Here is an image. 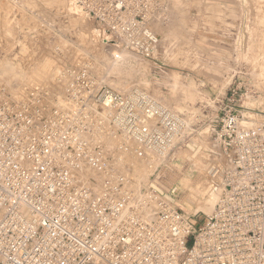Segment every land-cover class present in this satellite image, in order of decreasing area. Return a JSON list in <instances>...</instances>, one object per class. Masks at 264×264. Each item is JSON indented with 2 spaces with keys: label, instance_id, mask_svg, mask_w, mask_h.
Here are the masks:
<instances>
[{
  "label": "built area",
  "instance_id": "2783aa9c",
  "mask_svg": "<svg viewBox=\"0 0 264 264\" xmlns=\"http://www.w3.org/2000/svg\"><path fill=\"white\" fill-rule=\"evenodd\" d=\"M143 1L70 2L150 58L160 39ZM57 81L59 96L45 87L0 95V264H264L262 129L223 116L205 170L218 198L197 220L160 172L185 131L182 113L101 84L80 64ZM128 157L147 160V180H134Z\"/></svg>",
  "mask_w": 264,
  "mask_h": 264
},
{
  "label": "rangeland",
  "instance_id": "374dc122",
  "mask_svg": "<svg viewBox=\"0 0 264 264\" xmlns=\"http://www.w3.org/2000/svg\"><path fill=\"white\" fill-rule=\"evenodd\" d=\"M70 1L0 0V92L14 99L45 87L59 96V70L74 64L101 84L147 92L189 118L169 165L160 171L177 186L193 160L206 166L217 160L216 131L227 112L237 116L239 126L264 134V0H156L154 6L144 0L140 15L160 39L150 58L125 47ZM45 62L49 74L29 80L30 69ZM127 162L131 168L140 163L134 157ZM205 177L194 180L199 187L191 192L179 188L178 199L201 201L208 194ZM202 210L191 213L193 219L209 211Z\"/></svg>",
  "mask_w": 264,
  "mask_h": 264
},
{
  "label": "bare ground",
  "instance_id": "6f19581e",
  "mask_svg": "<svg viewBox=\"0 0 264 264\" xmlns=\"http://www.w3.org/2000/svg\"><path fill=\"white\" fill-rule=\"evenodd\" d=\"M180 3V2H179ZM75 11H80V10H78V9H76V8H73ZM149 26V25H148ZM150 29H151V27H150ZM152 30V29H151ZM134 51V50H133ZM154 55V54H153ZM96 58H98V59H101V57L99 56H97ZM144 58H146V57H144ZM127 61V60H126ZM4 66L3 65H1V68H3ZM19 66H14V69H16V68H18ZM51 66H49V64L47 63V62H45V64L44 65H39V66H36V67H33V68H31L30 70V72L28 73V78H29V80H31L30 78L32 77V76H45V75H48L49 74V68H50ZM4 69V68H3ZM5 70V69H4ZM121 83V82H120ZM123 84V83H122ZM111 85V84H110ZM111 86H113V85H111ZM124 86H126V85H124ZM114 88H115V90H117V91H119V92H129V91H132V90H134V89H137V90H141V89H138V88H133V89H129V90H125V89H121V88H119L118 86L117 87H115V86H113ZM130 88V87H129ZM127 89V88H126ZM141 91H143V90H141ZM147 93V92H146ZM0 95L1 96H5V94H4V92H0ZM18 96H20V97H22V98H24L25 96L23 95V94H19V95H16V97L15 98H18ZM149 96L150 97H152L158 104H160V105H162V106H165V107H167V108H169V105L167 106V105H165L166 103H164V102H162V101H160L158 98L156 99L154 96H151L150 94H149ZM13 97H14V95H13ZM166 98V97H165ZM178 100V99H177ZM180 100V99H179ZM182 100V99H181ZM184 100V99H183ZM174 101V100H173ZM182 102V101H181ZM170 104V103H169ZM183 104V103H182ZM176 105V104H175ZM174 105V106H175ZM180 105H181V103H180ZM177 107V106H176ZM176 107H174V108H176ZM181 106H179V108H180ZM173 108V107H172ZM172 108H170V109H172ZM181 109V108H180ZM183 109V108H182ZM187 109V108H186ZM172 110H175V109H172ZM185 120H184V126H185V130L187 129V126H188V122H189V118L186 116L185 118H184ZM184 132H182L180 135H179V137H181L182 136V134H183ZM202 133H203V131H202ZM204 134V133H203ZM178 137V138H179ZM177 138V139H178ZM111 142H113V140H111ZM192 143V142H191ZM194 143V142H193ZM196 143V142H195ZM188 146H190V148L192 149V152L194 153V154H196L197 152H198V147L195 145V144H188ZM182 154H184V153H182ZM179 157V156H178ZM182 157V156H181ZM180 158V157H179ZM151 159L152 160H155V161H157L158 159L156 158V157H154V156H152L151 157ZM147 160L146 159H143L142 160V162H140V163H134L133 162V168H132V170L130 171V174H131V176L134 178V180L135 181H145L147 178V172H149V166H146V164L144 165L143 163L145 162V163H147L146 162ZM205 168H206V164H202V162L200 161V160H198V159H195V160H193L192 161V163H191V165L185 170V171H183V173H181V178H180V180H179V188H182V189H184L185 190V192H191V191H193V187H195V189H198V187L199 186H197V184H194L193 182H194V180L197 178V177H199L200 175H206V173L205 174H203V172H204V170H205ZM177 169L178 170H180V166L177 164ZM86 172H88L87 173V175H88V177L89 176H93V177H96L97 178V176H98V174L96 173V172H94V171H92V170H88V171H86ZM85 177H86V173H84L83 174ZM205 180H203V185H202V187L205 189V184L207 183V177H205L204 178ZM201 183V182H200ZM195 186H194V185ZM193 185V186H192ZM202 187H201V191H202ZM200 191V190H199ZM184 192V193H185ZM201 193V192H200ZM217 198H218V192H212V193H206L205 194V196L203 197V199H201V201L198 199L197 200V202H192V201H190V200H188V199H185V198H183V199H181V200H179V203L182 205V206H185L187 209H188V211L190 212V213H197V212H199V211H197V210H209V208L211 207V206H213L214 207V204L216 203V201H217ZM212 207V208H213ZM208 208V209H207ZM196 210V211H195ZM202 210V211H203ZM212 210V209H211ZM211 210H209L208 212H205V213H209Z\"/></svg>",
  "mask_w": 264,
  "mask_h": 264
}]
</instances>
